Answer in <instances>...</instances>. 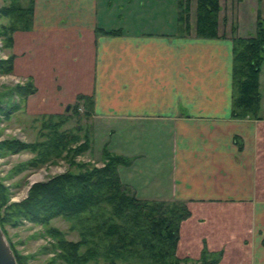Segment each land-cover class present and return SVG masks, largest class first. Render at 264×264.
<instances>
[{
    "label": "crops",
    "instance_id": "1",
    "mask_svg": "<svg viewBox=\"0 0 264 264\" xmlns=\"http://www.w3.org/2000/svg\"><path fill=\"white\" fill-rule=\"evenodd\" d=\"M34 3L33 25L14 32L11 49L14 74L37 87L29 112L61 113L79 94L94 96V116L125 125L112 135L132 136L115 148L133 156L119 166L124 182L142 198L187 203L179 256L207 247L223 251L218 264H264L263 93L259 117L232 115V28L252 35L240 15L222 17V36L202 37L182 34L177 0Z\"/></svg>",
    "mask_w": 264,
    "mask_h": 264
},
{
    "label": "trees",
    "instance_id": "2",
    "mask_svg": "<svg viewBox=\"0 0 264 264\" xmlns=\"http://www.w3.org/2000/svg\"><path fill=\"white\" fill-rule=\"evenodd\" d=\"M1 14L8 16V23H1V34L6 46L11 47L16 30L30 29L33 25L34 0H8ZM196 4L195 26L191 20L192 7ZM181 29L193 30L202 37H219L220 0H179ZM193 17V16H192ZM258 28L249 36L237 35L233 27V105L232 115L238 118L259 117L260 73L264 63V19L258 14ZM117 33V30H111ZM15 54L0 59V70H13ZM36 90L30 79L23 85L0 92V111L9 116L7 107L14 110L20 104L9 103L15 93L27 99ZM72 111L44 115L40 134L43 139L25 142L6 139L0 148L7 151L29 149L35 152L31 164H42L57 157L68 144L82 140L79 153L90 150L94 132L85 133L83 126L75 130L64 128L73 113H81L80 101L89 105L91 115L94 99L79 94ZM6 103V105H5ZM11 104V105H10ZM48 118H47V117ZM65 147V148H64ZM6 151V152H7ZM102 165L86 161L76 163L77 170H67L45 181L35 182L28 195L18 202L9 203L8 187L0 181V224L17 225L23 218L40 222L55 239L59 256L66 264H218L222 250L204 247L199 258L179 256L177 244L181 221L191 211L185 201L146 199L121 178L119 166L129 162V157L110 149L103 150ZM75 163V162H74ZM61 215L71 221V228L79 231V239H69L62 229L50 224L54 216ZM11 241V240H10ZM12 247L13 244L11 243ZM14 249V248H13ZM19 264H28L14 249Z\"/></svg>",
    "mask_w": 264,
    "mask_h": 264
},
{
    "label": "rangeland",
    "instance_id": "3",
    "mask_svg": "<svg viewBox=\"0 0 264 264\" xmlns=\"http://www.w3.org/2000/svg\"><path fill=\"white\" fill-rule=\"evenodd\" d=\"M7 1L8 0H0V24L9 22L8 16H3L1 14V8L8 3ZM258 1L220 0L222 6L219 15L220 22L226 19V21H230L229 23H231L229 16L231 17L234 14L237 18V16L240 15V19H237H239L241 23V32L245 34H249L250 32L255 34L258 28V14L261 13L262 18L264 19V2L260 1L259 3ZM26 2L27 0H25V3ZM177 3L178 9L180 10L179 0H177ZM236 4H239L241 7L239 8L238 5V9H236ZM195 8L196 4L194 3L192 7L193 17L191 16V20L196 18ZM256 14L257 20L255 19ZM223 16H225V19L222 18ZM228 25L230 26V24ZM181 31L182 34H193L192 32L189 33L187 29L185 30L184 28L181 29ZM12 46H6L5 39L1 34L0 26V59H6L9 57V55L14 54L11 51ZM30 79L31 78H21L20 76L15 75L14 68L9 73H5L0 70V92L7 91L8 88L15 87L17 85H23ZM260 90L261 93H263V106L261 113L264 116V63L262 65V73L260 77ZM93 97L94 96H92V100L94 99ZM27 99H24L15 93L13 96H11L9 103H12L13 105L20 104V108L14 110L11 107H7V111H10L9 116L5 115L3 111H0V147L2 142L6 139L16 138L25 142H35L44 138L40 134L42 119L45 117L43 114L49 115L50 113H30L28 110ZM78 99L79 98L77 97V100L74 103H76ZM84 100L85 99L82 98L80 101L81 113L71 114L72 116L70 117L69 121L63 126L64 128L72 130H75L77 126H83L84 129L81 131V134L85 133L88 128L93 130L94 137L90 150L79 153L77 148L79 147L82 140L74 141L69 143L67 146L69 149H63L59 156L52 157L42 164L34 165L30 162L35 158V152L32 150L21 149L16 151H7L5 148H0V181L8 187L9 203L18 202L24 199L28 195L31 186L35 182L48 180L49 178L54 177L57 174L64 173L67 170H77L78 166L76 163L90 161L94 164L102 165L103 150L106 148L117 154L125 155L124 153L116 151V149L119 151L124 150L125 144L127 145L128 142L131 141V134L129 133L130 136L127 137L128 140L126 139V143L124 138H115V135H112L111 131V127H116V125L120 130L125 131V125L121 122H113L111 120L98 118L94 116V110H91V115L88 116L87 113L84 112L88 111L89 105L87 104L85 106ZM74 103L69 105V108L67 107V109L61 113H66L68 110L71 112V107ZM139 133L140 132H137L136 135H139ZM117 140H119L121 143L117 142ZM109 142H112L111 146ZM153 142H156V139H153ZM153 147L151 146L150 148ZM135 149L139 150L138 147ZM152 154L155 153L152 152ZM128 157L129 162L123 166L132 164L133 156L130 155ZM154 166L157 167V164ZM163 169L162 175L164 176L166 168L163 167ZM155 171L156 170H152L150 168L149 171L147 170V174L145 175L151 176L155 174ZM144 180L149 181L146 178ZM50 224L62 229L65 233V236L69 239L76 240L80 238L79 231L77 229H72L70 227L71 221L64 216H54L51 219ZM5 227L8 238L13 244V248L18 252L19 255L24 257V260L28 264H66V262L59 256L60 249L54 246L56 239L47 232L46 226H44L42 223L23 218L17 225L6 224ZM98 264H102V262H99Z\"/></svg>",
    "mask_w": 264,
    "mask_h": 264
},
{
    "label": "water",
    "instance_id": "4",
    "mask_svg": "<svg viewBox=\"0 0 264 264\" xmlns=\"http://www.w3.org/2000/svg\"><path fill=\"white\" fill-rule=\"evenodd\" d=\"M69 108V106H68ZM0 264H19L7 233L0 224Z\"/></svg>",
    "mask_w": 264,
    "mask_h": 264
}]
</instances>
